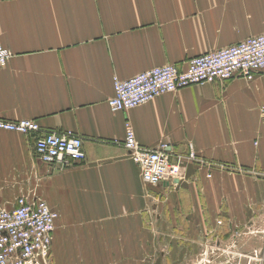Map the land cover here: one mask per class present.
<instances>
[{"label": "crops", "instance_id": "obj_1", "mask_svg": "<svg viewBox=\"0 0 264 264\" xmlns=\"http://www.w3.org/2000/svg\"><path fill=\"white\" fill-rule=\"evenodd\" d=\"M262 33L264 0H0V42L12 53L0 67V117L41 127L0 130V205L36 194L59 213L54 264H152L156 237L175 241L174 260L162 263L191 264L211 237L199 216L233 193L226 182L247 181L229 168L264 169V72L194 84L128 111L108 105L114 76L183 67ZM127 119L141 144L168 143L197 159L184 160L175 183L146 184L123 145ZM51 131L82 136L86 159L38 160L36 137ZM13 168L25 174L14 178Z\"/></svg>", "mask_w": 264, "mask_h": 264}, {"label": "built area", "instance_id": "obj_2", "mask_svg": "<svg viewBox=\"0 0 264 264\" xmlns=\"http://www.w3.org/2000/svg\"><path fill=\"white\" fill-rule=\"evenodd\" d=\"M12 53L0 42V67ZM264 72V33L231 46L189 58L185 66L168 63L143 71L131 78L114 76V94L108 100L113 111H128L157 96L205 82L235 77L253 80ZM35 119L9 120L0 117V130L31 135L40 132ZM124 147L138 165L143 181L157 186L174 181L183 172L182 154H174L168 143L152 148L141 144L130 120L125 123ZM35 153L42 163L64 167L86 159L84 140L73 132L51 131L38 135ZM196 159L194 152L189 153ZM59 213L37 195H21L15 205H0V264H52L51 251ZM225 251H223V254ZM264 264V247L257 251ZM245 256V255H240ZM212 258H207L211 262Z\"/></svg>", "mask_w": 264, "mask_h": 264}, {"label": "rangeland", "instance_id": "obj_3", "mask_svg": "<svg viewBox=\"0 0 264 264\" xmlns=\"http://www.w3.org/2000/svg\"><path fill=\"white\" fill-rule=\"evenodd\" d=\"M185 156L186 158L190 157L189 154ZM13 169L14 178H20V176L22 177L25 174L21 170L24 168ZM229 171L232 173L240 172L243 176H247V181L226 182L224 188L233 193H228L230 195L228 196L224 194L226 192L224 191L223 197L215 199L212 204L216 211L214 210L211 214H207L206 211L204 216H199L201 223L205 222L211 226L208 231L211 237L207 239L209 240L208 242H204L199 247V256L195 257L191 264H259L260 262V256H258L257 251L262 246L264 247V169L253 170L252 172L249 169L231 167ZM32 174L38 177L35 173ZM176 204H178L177 201ZM179 218L184 219L185 217L179 216ZM168 221H174V217L168 216ZM156 238L157 240L159 239V237ZM165 238L163 236L161 240ZM173 238H166L167 241L163 243H157V240L153 241L152 254H150L154 259L152 264H165L161 261L165 262L166 257H173L174 260L175 256L170 255L171 251H175ZM183 250L186 253V249L184 248ZM223 251H225L224 254ZM186 254H190L189 249ZM207 258H212L211 262ZM53 260L52 248V264H54ZM171 264L175 263L172 262Z\"/></svg>", "mask_w": 264, "mask_h": 264}, {"label": "water", "instance_id": "obj_4", "mask_svg": "<svg viewBox=\"0 0 264 264\" xmlns=\"http://www.w3.org/2000/svg\"><path fill=\"white\" fill-rule=\"evenodd\" d=\"M177 180H175L174 182H176ZM170 185V183H168Z\"/></svg>", "mask_w": 264, "mask_h": 264}]
</instances>
